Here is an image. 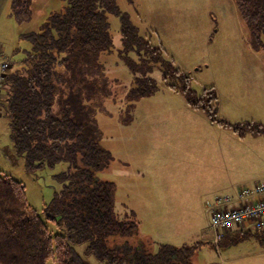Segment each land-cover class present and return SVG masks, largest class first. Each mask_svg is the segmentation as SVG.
Instances as JSON below:
<instances>
[{
    "label": "trees",
    "instance_id": "1",
    "mask_svg": "<svg viewBox=\"0 0 264 264\" xmlns=\"http://www.w3.org/2000/svg\"><path fill=\"white\" fill-rule=\"evenodd\" d=\"M64 9L51 12L39 30L22 34L31 43L23 65L12 66L0 94V111L9 117L11 137L25 156L30 173L63 163L54 173L59 187L37 209L27 198L25 184L10 174L0 175V264H193L199 242L181 246L155 242L139 232L134 215L115 207L116 184L97 172L111 153L100 143L94 111L112 92L101 55L110 51L113 37L108 14L121 19L120 56L133 72L131 98L158 89L150 73L180 77L187 102L240 137L263 134L264 123L229 122L218 115L213 87L196 96L189 75L181 72L162 44H155L120 10L117 0H65ZM248 26L253 47H264V0H236ZM32 0H10V13L19 22L32 16ZM133 53L134 56L131 55ZM168 86L176 89L177 83ZM54 226L52 229L50 227ZM264 246V230L245 233Z\"/></svg>",
    "mask_w": 264,
    "mask_h": 264
},
{
    "label": "rangeland",
    "instance_id": "2",
    "mask_svg": "<svg viewBox=\"0 0 264 264\" xmlns=\"http://www.w3.org/2000/svg\"><path fill=\"white\" fill-rule=\"evenodd\" d=\"M65 4V0H32L31 18L19 22L10 13V0H0V49L10 59L13 70L23 65L26 50L31 48L30 41L22 34L39 30L51 12L64 9ZM117 4L141 34L148 35L155 44H162L172 64L189 75V84L196 96L207 88L215 89L219 117L229 122L263 123L264 47H253L236 0H117ZM108 20L113 46L102 53L101 60L112 82V92L96 106L94 118L101 131L100 143L111 153L110 162L97 174L101 179L115 182L116 209L134 215L140 234L147 239L178 246L199 242L193 264H264V246L252 236L240 238L241 235L235 240L229 236L224 241H216L215 231L203 216L193 219L192 212L153 208V205L149 208L146 198L151 196L139 189L141 179H138L141 157L147 155L143 150L146 152L147 141L151 139L149 126L176 122L194 127L192 124H199L200 120L193 117L197 115L181 90L180 77L168 79L177 83L176 89L171 88L159 69L150 73L158 81L155 92L137 99L129 96L135 77L120 56L121 19L109 13ZM1 110L0 175L10 174L21 180L29 202L42 210L59 187L53 175L64 164L30 173L25 156L17 151L11 137L9 117ZM242 149V144L233 149L234 163L243 162L238 166L240 169L247 171L254 163L262 166L258 158L237 160ZM156 151L163 156V143ZM144 169H147L146 163ZM209 212L211 220L210 208ZM89 261L96 264L94 257ZM47 264L58 262L49 259Z\"/></svg>",
    "mask_w": 264,
    "mask_h": 264
},
{
    "label": "crops",
    "instance_id": "3",
    "mask_svg": "<svg viewBox=\"0 0 264 264\" xmlns=\"http://www.w3.org/2000/svg\"><path fill=\"white\" fill-rule=\"evenodd\" d=\"M191 109L197 115L193 117L198 118V122L200 120L199 124H192L194 127L176 122H160V127H157L158 123L149 126L151 139L147 141L146 152L143 150V154L147 155L141 157L142 168L141 171L137 170L138 179H141L139 189L146 196H151L146 198L150 209L153 205V208L192 212L193 219L203 216L206 222H210V202L215 196L235 194L243 185L264 180V135L248 133L240 137L231 128L210 121L203 110ZM184 111H188L187 108ZM161 143L162 157L156 151ZM237 144L243 146L237 160L258 158L262 166L254 163L248 166L247 171L240 169L238 166L243 162L238 165L237 161L234 163L236 156L233 149ZM255 231L262 230H256L252 225L236 228L220 241L229 236L235 240L238 236Z\"/></svg>",
    "mask_w": 264,
    "mask_h": 264
},
{
    "label": "built area",
    "instance_id": "4",
    "mask_svg": "<svg viewBox=\"0 0 264 264\" xmlns=\"http://www.w3.org/2000/svg\"><path fill=\"white\" fill-rule=\"evenodd\" d=\"M12 64L0 49V94ZM210 225L221 240L235 228L264 230V180L239 187L235 194L217 195L210 203Z\"/></svg>",
    "mask_w": 264,
    "mask_h": 264
}]
</instances>
